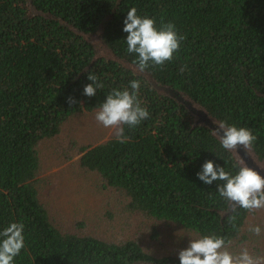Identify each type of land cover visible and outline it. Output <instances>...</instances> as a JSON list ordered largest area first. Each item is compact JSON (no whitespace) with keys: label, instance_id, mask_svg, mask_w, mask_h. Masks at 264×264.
<instances>
[{"label":"trees","instance_id":"trees-1","mask_svg":"<svg viewBox=\"0 0 264 264\" xmlns=\"http://www.w3.org/2000/svg\"><path fill=\"white\" fill-rule=\"evenodd\" d=\"M132 7L154 18L157 28L172 22L185 37L162 70L146 71L220 122L252 129L253 148L264 159V0H0V230L13 222L25 226V247L13 264H180L174 257H153L133 241L63 234L38 198L40 142L132 80L140 81L139 99L150 119L135 129L125 126V143L113 136L80 147L79 166L149 219L195 236L216 233L232 243L241 237L250 213L238 208L233 229L222 216L229 202L216 192L223 182L205 185L196 176L206 160L235 175L241 167L233 155L143 78L118 62L94 60L92 45L72 30L92 34L107 19L105 44L133 65L122 30ZM89 71L104 84L91 98L83 95Z\"/></svg>","mask_w":264,"mask_h":264},{"label":"clouds","instance_id":"clouds-1","mask_svg":"<svg viewBox=\"0 0 264 264\" xmlns=\"http://www.w3.org/2000/svg\"><path fill=\"white\" fill-rule=\"evenodd\" d=\"M123 32L127 33L125 43L127 53L135 55L132 63L138 73H144L147 69L155 67L160 70L166 62H171L174 54L180 50L181 42L185 39L179 35L172 22L161 23L156 26L154 18L141 17L137 14L136 7L127 11L123 21ZM186 65L181 66L183 73ZM88 83L83 88V95L94 97L98 89L104 84L93 71L87 75ZM140 81L132 80L129 86L122 89H112L96 109L95 120L104 128L111 129L115 139L119 143L127 142L130 137L125 134V126L135 129L143 121L150 119V113L142 106L139 99ZM70 103H75L69 98ZM220 137V143L225 150L251 149L257 140L252 129L228 125L221 121L219 128L214 130ZM197 179L205 185L217 183L216 192L219 197L229 202L226 215L228 223L236 229V220L239 216L237 209L253 213L264 209V177L252 167L242 166L233 175L224 167L206 160L201 171L196 173ZM24 224L10 223L0 230V264H13L25 247ZM248 231L260 236L264 229L260 225H249ZM232 241L226 237L209 233L197 234L190 238L188 247L179 251L180 264H264V255L253 254L247 247L241 246L238 251L230 250Z\"/></svg>","mask_w":264,"mask_h":264},{"label":"rangeland","instance_id":"rangeland-1","mask_svg":"<svg viewBox=\"0 0 264 264\" xmlns=\"http://www.w3.org/2000/svg\"><path fill=\"white\" fill-rule=\"evenodd\" d=\"M95 113L72 116L57 135L37 147L36 188L49 220L63 234L91 236L116 244L133 241L153 257L179 259V251L188 247L194 234L132 211L125 195L104 187L96 173L79 166L80 147L97 145L114 136L111 129L95 120ZM257 224L264 229V209L248 215L241 237L230 250L245 246L253 254L264 255V231L260 236L248 231L249 225Z\"/></svg>","mask_w":264,"mask_h":264},{"label":"water","instance_id":"water-1","mask_svg":"<svg viewBox=\"0 0 264 264\" xmlns=\"http://www.w3.org/2000/svg\"><path fill=\"white\" fill-rule=\"evenodd\" d=\"M106 23L107 19H105L98 27V30L92 34H84L74 29L72 30L92 45L95 52L94 60L104 58L118 62L123 67L131 70L135 75L143 78L158 95L171 98L178 104L182 105L190 113V115L194 117V127L203 126L207 128L220 141V137L214 132V130L219 128L220 121L213 117L204 107L199 105L197 102H195V100L183 92L176 90L171 86L163 85L157 82L149 72L145 71L142 74L138 73L135 65L128 63L124 59H119L114 55V53L107 47L103 40V32ZM228 151L233 155L240 167H252L257 170L262 177H264V159L258 156L253 147L251 149L244 150L238 147L237 150ZM228 209L229 204L227 210L222 214V216H227L226 213H228Z\"/></svg>","mask_w":264,"mask_h":264}]
</instances>
